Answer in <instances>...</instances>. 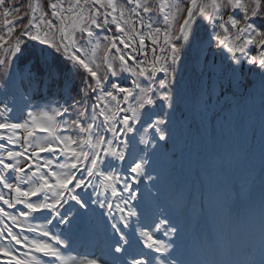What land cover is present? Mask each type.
I'll use <instances>...</instances> for the list:
<instances>
[{
  "label": "snow or ice",
  "instance_id": "snow-or-ice-1",
  "mask_svg": "<svg viewBox=\"0 0 264 264\" xmlns=\"http://www.w3.org/2000/svg\"><path fill=\"white\" fill-rule=\"evenodd\" d=\"M125 4L0 0V149L20 148L0 158V182L14 193L6 199L0 192V201L23 206L15 215L3 208L0 213L21 233L35 234L0 227V238L14 245H0L6 264H184L178 249L185 228L159 205L142 220L144 213L136 210L140 189L129 181L155 184L147 147L155 150L171 138L172 115L188 91L183 73L189 64L199 66L202 82L207 76L202 90L209 99L238 87L245 71L256 77L251 87L264 85V0ZM102 42L103 66L95 55ZM212 48L227 52L226 68L208 59ZM35 97L46 103L33 104ZM139 144L146 147L137 151ZM176 197L182 203V191ZM93 205L105 210L101 215L112 229L108 250L99 256L71 259L61 251L71 246L65 231L22 223L41 213L47 224L70 232Z\"/></svg>",
  "mask_w": 264,
  "mask_h": 264
},
{
  "label": "rangeland",
  "instance_id": "rangeland-1",
  "mask_svg": "<svg viewBox=\"0 0 264 264\" xmlns=\"http://www.w3.org/2000/svg\"><path fill=\"white\" fill-rule=\"evenodd\" d=\"M46 2L41 0L42 5ZM169 2L171 3V0ZM126 18L135 20V16ZM154 26L162 27V23ZM102 48L103 46L95 53L97 63L101 66H103L105 55ZM214 49L209 50L208 59L226 68L229 64L226 59L227 52H214ZM255 79V76L245 71L238 87L227 90L222 95L217 90L209 99L207 91L202 90V85L207 82V76H204L202 82L199 66L193 64L187 66L183 73V85L188 91L178 105V110L172 115L169 124L172 136L167 141H160L155 150L147 147L150 161L147 170L152 176L158 177L155 184L144 178L139 184L129 181L134 188L140 189L139 206L136 210L144 213V218L151 217L155 207L156 213L159 205V208L164 210V216L181 223L185 231L186 227L192 226L193 236L202 243L205 236L200 230L205 229L211 232L214 229L210 227V222L203 219L205 214L209 217V221H212L211 224L222 229L221 236L228 238L227 236L233 235L237 209L242 208L244 216L247 217L250 216L247 213L251 215L256 211L260 213V208L264 206V85L257 82L251 87L250 83ZM233 92L236 94L233 95ZM35 98L32 101L33 104L37 101L41 104L46 103L40 97ZM18 106H22V100ZM2 107L3 105H0V108ZM53 107L56 105L54 104ZM15 118H21V112H17ZM150 132L151 130L143 133L145 138ZM13 146L16 145L7 144L5 149H0V158L6 157L7 150H20ZM145 147L139 144L135 150ZM23 163L22 159L21 166ZM209 167L215 174L209 173ZM0 171L4 170L0 168ZM125 174L127 175L126 172ZM16 181L18 176L16 180L10 179L8 182ZM177 190L183 193L182 203L177 202ZM0 192H3L6 199L10 197L14 199V193L4 188L2 182H0ZM207 192H211V195L206 200L207 206H204L207 212L203 213L200 211V202L204 198L202 194ZM240 200L243 205L239 207ZM253 203L254 208L249 212L248 209ZM132 206L135 207V202ZM92 207L93 211L76 218L70 232L64 225L56 227L55 224H47L46 214H32L27 222L22 221V223L26 226L29 221L31 224L34 221L35 227L50 230L53 233L63 230L71 237L70 249L80 258L83 259L92 253L99 256L101 251L108 250L112 229L110 222H106V217L101 215L105 210L98 209L94 205ZM0 208L14 215L19 210H23L22 205H17L11 210L2 201H0ZM214 218H217L218 222ZM248 221L251 222L248 227H244V243L246 242L250 249L264 248V220L260 223L255 220L254 224L251 218ZM4 224L12 227L17 234L32 237L29 232L21 233L19 228L12 225L11 220L0 213V227ZM87 225L88 232L84 231ZM158 235L162 239H167L163 237L162 232ZM86 236H92L91 246H87ZM184 240L185 234L180 241L179 254H185ZM0 245L9 248L14 246L8 245V242L2 238H0ZM232 245L233 243L224 248L227 260L232 257ZM15 247L21 252L27 251L21 246ZM61 249L65 248L61 246ZM207 251L206 241L201 252L205 255ZM7 259L0 255V264H6Z\"/></svg>",
  "mask_w": 264,
  "mask_h": 264
},
{
  "label": "bare ground",
  "instance_id": "bare-ground-1",
  "mask_svg": "<svg viewBox=\"0 0 264 264\" xmlns=\"http://www.w3.org/2000/svg\"><path fill=\"white\" fill-rule=\"evenodd\" d=\"M27 222V221H26ZM28 225H32V226H34L33 224H31V223H27ZM131 224L133 225V226H135V224H136V220H133L132 218H131ZM35 227V226H34ZM88 227V226H87ZM89 228V227H88ZM31 234V236H33V233H30ZM262 251V253H264V250H260L257 254H259L260 255V252ZM69 253V254H71V256L70 255H68L67 253ZM66 252H64V254L67 256V257H70L71 259H82V258H80V256L77 254V253H75L73 250H71V249H68ZM74 255V257H73V255ZM184 262H186V261H184ZM262 262H263V256L262 257H260V256H258V260H256L254 263H252V264H262ZM57 264H59V262H57Z\"/></svg>",
  "mask_w": 264,
  "mask_h": 264
},
{
  "label": "trees",
  "instance_id": "trees-1",
  "mask_svg": "<svg viewBox=\"0 0 264 264\" xmlns=\"http://www.w3.org/2000/svg\"><path fill=\"white\" fill-rule=\"evenodd\" d=\"M47 1V0H46ZM12 2H17V0H12ZM20 2L21 3H23V4H27V3H29V2H31V0H20ZM205 2H210V0H205ZM117 3L118 4H121V5H123V6H127L126 4H125V0H117ZM150 4H151V6H153V7H155L156 5H158L159 3H158V0H150ZM0 12H2V10H0ZM9 18H11V17H9ZM4 17L2 16V15H0V28H2L3 27V21H4ZM25 22H27L26 20H25ZM103 46V45H102ZM103 49V48H102ZM215 52H217V51H220V50H218V49H216L215 48Z\"/></svg>",
  "mask_w": 264,
  "mask_h": 264
}]
</instances>
